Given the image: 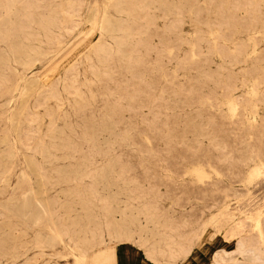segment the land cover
I'll return each instance as SVG.
<instances>
[{"label": "rangeland", "instance_id": "374dc122", "mask_svg": "<svg viewBox=\"0 0 264 264\" xmlns=\"http://www.w3.org/2000/svg\"><path fill=\"white\" fill-rule=\"evenodd\" d=\"M29 1L38 18L74 17L34 67L0 63V264H118L120 246L149 259L150 243L109 236L123 218L156 232L143 212L173 236L172 264L217 251L233 264L244 239L264 249V214L237 204L263 195L264 0H128L124 53L89 22L106 0ZM26 80L39 86L21 98Z\"/></svg>", "mask_w": 264, "mask_h": 264}, {"label": "bare ground", "instance_id": "6f19581e", "mask_svg": "<svg viewBox=\"0 0 264 264\" xmlns=\"http://www.w3.org/2000/svg\"><path fill=\"white\" fill-rule=\"evenodd\" d=\"M26 1L27 0H5L4 2V12L3 14H0V45L6 46L7 49H2L3 54L0 55L1 64H4L5 62H13L24 68L34 67L37 61L41 60L42 57L47 56L49 50L54 49L53 47L48 46L47 50L42 49V45H48L51 39L47 32L55 29L61 30L65 18L74 17L72 14H65L62 12V17H59L58 21L57 18H48V16L38 18L34 13V3L31 1L27 3ZM27 4L28 6L22 7V5ZM130 7L131 3L128 0H106L100 18L93 17L96 15L95 13H99L97 5L93 6L92 16L89 18L91 27H98L102 37L109 36L113 39L115 45L118 47V52L121 51L122 53L126 52L124 48L128 45L124 40L127 37L128 31L125 23L128 20V15H130L132 11ZM110 9H113L117 13V17L112 15ZM25 21H27V23H25ZM15 31H21L23 39L20 38L19 40H16L14 38ZM40 31L44 32V40H38L40 37ZM23 32L26 33V35ZM59 44L60 41H57L56 45ZM89 48L96 55L103 53L105 50L104 45L101 43L91 45ZM120 48L122 50H119ZM1 64L0 72L2 70ZM26 82L21 98L29 96L39 86L37 80H26ZM231 104L233 106V103ZM260 191L263 195L259 199V202L258 200L255 201L254 198H243L237 201L238 206H245L246 209L242 213L247 219L251 220L254 219L255 216L257 217L258 215L260 216L264 214V211L261 210V206L264 204V185L261 186ZM34 201L35 203H38L41 215L38 213L33 219L35 223H40L42 215L43 217L48 218L50 208L41 205V202L38 199H35ZM247 207L252 209H247ZM31 211L32 208L30 203L26 201L19 212L22 215H27L31 213ZM143 214L146 216L147 224L151 223L154 225L156 232H150V234L147 235L142 225L137 227L138 224L136 221H127L126 218H123L121 222H118L116 219L109 222L111 229L109 231V236L116 240H125L128 242L138 239L141 246L150 243L149 248L146 249V255L151 261L155 264H172V261H175L177 257L182 255V253L177 254L179 250H177V248L175 249L174 245L176 242H174L173 236L164 231L159 232L156 228L158 223L156 222L155 217L147 215L145 212H143ZM46 227L48 229V235L46 238L47 243L54 245L58 241H63L64 230L61 227L54 225V223L50 221V218L48 219ZM163 228L166 229L167 226H163ZM263 233L264 230L262 228L259 234L260 238L263 236ZM68 238L70 241H73L72 237ZM71 248H73L74 251L79 250L76 246ZM263 252V248L251 245L246 239L240 240L238 241L235 251L237 258L233 264H264V259L262 258ZM157 254L165 260H160ZM213 262L215 264H225L226 258L217 251L213 255Z\"/></svg>", "mask_w": 264, "mask_h": 264}, {"label": "crops", "instance_id": "0c3cea01", "mask_svg": "<svg viewBox=\"0 0 264 264\" xmlns=\"http://www.w3.org/2000/svg\"><path fill=\"white\" fill-rule=\"evenodd\" d=\"M117 262L118 264H155L146 258L144 252L134 246H120L117 253Z\"/></svg>", "mask_w": 264, "mask_h": 264}]
</instances>
